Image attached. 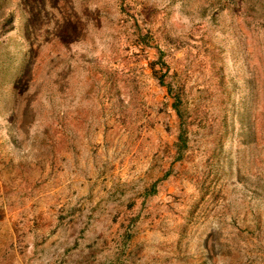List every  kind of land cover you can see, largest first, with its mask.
Masks as SVG:
<instances>
[{"label":"rangeland","instance_id":"1","mask_svg":"<svg viewBox=\"0 0 264 264\" xmlns=\"http://www.w3.org/2000/svg\"><path fill=\"white\" fill-rule=\"evenodd\" d=\"M0 264H264V0H0Z\"/></svg>","mask_w":264,"mask_h":264},{"label":"trees","instance_id":"2","mask_svg":"<svg viewBox=\"0 0 264 264\" xmlns=\"http://www.w3.org/2000/svg\"><path fill=\"white\" fill-rule=\"evenodd\" d=\"M174 108H175V110L178 112V109H177V107L175 106Z\"/></svg>","mask_w":264,"mask_h":264}]
</instances>
